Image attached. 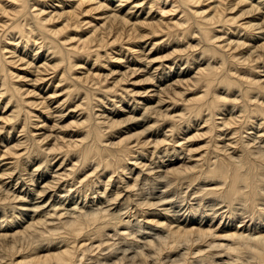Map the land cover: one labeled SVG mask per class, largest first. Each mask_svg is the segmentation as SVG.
<instances>
[{
  "label": "bare ground",
  "instance_id": "6f19581e",
  "mask_svg": "<svg viewBox=\"0 0 264 264\" xmlns=\"http://www.w3.org/2000/svg\"><path fill=\"white\" fill-rule=\"evenodd\" d=\"M0 264H264V0H0Z\"/></svg>",
  "mask_w": 264,
  "mask_h": 264
}]
</instances>
